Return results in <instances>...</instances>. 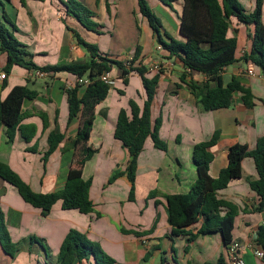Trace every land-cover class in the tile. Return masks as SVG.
<instances>
[{
    "label": "crops",
    "instance_id": "1",
    "mask_svg": "<svg viewBox=\"0 0 264 264\" xmlns=\"http://www.w3.org/2000/svg\"><path fill=\"white\" fill-rule=\"evenodd\" d=\"M61 1L67 0H29L25 6L20 0L9 3L0 0V17L4 9L2 2L17 28L14 35L25 45L31 55L29 59L39 67L89 61L91 55L78 42L80 38L96 45L101 54L124 62L127 68L146 67L149 79L159 76L151 120L154 124L158 118L162 119L160 138L167 143L168 150L157 149L150 138L146 141L138 158L135 200L129 199L132 185L126 175L109 184L112 177L126 171L130 160L128 150L115 139L119 113L122 109L130 110L131 100L143 109L147 99L140 74L131 72L129 84L125 85L123 71L115 67L109 74V95L96 107V120L88 142L95 155L82 172L84 179H92L90 198L95 204L94 212L86 215L77 210H64L59 201L44 216L40 209L26 203L14 187L0 179V207L17 248L14 256H10L0 240V264H59L61 246L72 230L99 245L119 264H161L162 255L167 259L166 264H214L221 256L226 259L223 233L199 237L185 254L187 237L173 240L170 237L164 195L187 194L191 190L198 179L194 146L211 140L216 132L220 138L211 150L214 154L210 165L212 178H218L227 167L233 145H247L253 150L258 139L264 136V73L244 60L251 51L255 27L232 20L229 36L237 37V61L222 73L225 85L233 79L240 82L250 93L251 103L246 104L243 94L237 92L230 108L205 112L189 84H201L207 77L191 72L185 82L181 81L185 72L183 65L160 48L157 34L140 13L138 0H81L92 13L89 20L93 26L88 28ZM147 1L162 21V35L168 33L184 42L180 34L184 0H175L173 8L160 0H153V4ZM254 8L255 4L246 11ZM138 45L142 48L141 56L131 64ZM156 64L160 66L158 70L153 68ZM6 66L7 54L0 49V75H6L5 79L0 78V102L15 87H28L38 97L24 101L23 130L17 132L13 143L8 142L7 127L0 123V162L17 172L36 193L61 191L72 170L73 143L81 126L80 118L69 119L67 94L78 81L66 72H42V77L40 71L21 66H14L7 74ZM53 132L63 135L64 140L45 164L48 139ZM25 136L33 137L25 140ZM242 169V178L231 182L218 197L239 208L230 237L241 245L242 258L247 264H264V259L254 254L256 248H261L256 239L258 228L264 223V211L257 210L259 198L248 183L250 179H258L254 160L246 158ZM202 223L200 220L188 230L197 233ZM134 232L146 235L136 237ZM74 264H96V259L90 257Z\"/></svg>",
    "mask_w": 264,
    "mask_h": 264
},
{
    "label": "trees",
    "instance_id": "2",
    "mask_svg": "<svg viewBox=\"0 0 264 264\" xmlns=\"http://www.w3.org/2000/svg\"><path fill=\"white\" fill-rule=\"evenodd\" d=\"M10 2L11 0H5ZM23 6L29 0H20ZM45 2L46 0H32ZM163 4L173 8L175 0H160ZM69 12L74 13L85 27H92L90 22L92 13L87 7L77 0L61 1ZM264 0H256L253 11L248 12L238 0H184V11L181 17L180 34L185 41L174 39L168 33L162 35V21L152 10L147 0H138L140 13L145 17L158 37V44L165 49L170 57L176 58L183 65L185 72L181 81L185 82L191 72H198L207 77L201 84L194 82L189 86L193 90L198 105L205 112L228 109L232 106L233 96L240 92L246 104L251 103V95L237 80L233 79L224 84L222 73L225 68L233 65L236 60L237 37L229 36L231 22L236 19L239 23L255 27L252 48L246 53L244 60L252 62L264 73ZM3 15L0 17V49L7 54L5 71L9 74L14 66H21L27 70L40 72H66L76 77L77 81L87 78L90 85L81 89L77 85L67 90L69 103V119L80 118V130L74 140L75 157L70 176L63 190L42 194L32 190L21 176L10 166L0 162V179L14 187L23 200L36 209H40L44 216L50 214L53 206L61 201L64 210H77L82 214L94 212L95 204L90 198L92 179H84L83 168L95 155L88 142L91 137L93 124L96 120V107L103 102L111 90L110 84L102 81V76L110 74L117 67L123 71L124 84L128 85V76L137 72L147 93L143 109L131 100L130 110L122 109L119 113L115 130V139L120 141L128 150L130 160L124 173L115 175L109 180L113 184L120 176L126 175L132 185L130 201L135 200L136 175L138 158L144 150L146 141L150 138L154 146L162 151H167V143L160 138L162 119L158 118L154 124L151 120V109L159 83V76L152 79L146 77L148 69L144 66L127 68L124 62L111 59L100 53L96 45L88 44L78 38V42L85 46L91 55L89 61L73 62L66 65L37 66L29 57L25 45L14 35L16 26L10 19L5 4ZM248 12V13H247ZM12 26V30L8 27ZM168 41L165 40V38ZM142 53L141 46H137L131 64L136 62ZM125 95L123 91H119ZM38 97L36 91L28 87H15L5 100L0 102V123L7 127L8 142L13 143L18 131H22V107L25 100H34ZM44 117V115H43ZM33 136H25L31 140ZM220 134L216 132L211 140L198 143L194 146L193 158L198 173V179L187 194L164 195L166 201L167 221L171 227L170 237L185 236L187 246L185 254L190 251L191 244L199 237L223 233L226 237V248L230 245V232L233 228L239 208L230 202L218 197L220 191L228 188L231 182L242 178V164L246 158L254 160L258 179L248 181L250 188L259 198L257 210L264 211V136L258 139L255 149L250 150L247 145L235 144L229 149L228 165L223 169L218 178L210 175V165L214 160L212 148L219 141ZM64 136L51 133L48 139L49 149L45 153L44 163L57 150L63 142ZM156 204H160L159 201ZM203 220L197 233L188 228ZM136 237H143L144 233H133ZM0 240L5 252L14 256L17 251L8 232L4 213L0 207ZM256 244L264 251V224L257 231ZM175 252V249H174ZM96 259V264H119L115 259L106 254L99 245L93 244L78 231L72 230L64 240L60 254L59 264H74L75 262ZM146 257V259H148ZM167 259L162 255L161 264H166ZM214 264H227L221 256Z\"/></svg>",
    "mask_w": 264,
    "mask_h": 264
},
{
    "label": "built area",
    "instance_id": "3",
    "mask_svg": "<svg viewBox=\"0 0 264 264\" xmlns=\"http://www.w3.org/2000/svg\"><path fill=\"white\" fill-rule=\"evenodd\" d=\"M160 48H162V47L160 46ZM153 68L158 70L160 68V66L158 64H156V65H154ZM249 74H253V72L250 71ZM39 76L43 77L44 73L40 72ZM0 78L5 79L6 75L1 74ZM101 79H102V81H104L105 83H108V84H110V82H111L109 74L103 75ZM78 85H80L81 89L85 91V89L90 85V81L87 78H83V79H80L78 81ZM226 251H227L226 252L227 264H247L245 262V260L242 258V247L238 242L232 241L230 243V245L228 246ZM254 254L258 258L264 259V251L261 248H256V250H254Z\"/></svg>",
    "mask_w": 264,
    "mask_h": 264
},
{
    "label": "rangeland",
    "instance_id": "4",
    "mask_svg": "<svg viewBox=\"0 0 264 264\" xmlns=\"http://www.w3.org/2000/svg\"><path fill=\"white\" fill-rule=\"evenodd\" d=\"M77 1L80 2V3H82L81 0H77ZM238 1L244 7L245 10L251 8V5H254L256 3V0H238ZM151 2L153 4V0H151ZM148 4L151 6V4H150L149 1H148ZM173 6H174V4H173Z\"/></svg>",
    "mask_w": 264,
    "mask_h": 264
},
{
    "label": "water",
    "instance_id": "5",
    "mask_svg": "<svg viewBox=\"0 0 264 264\" xmlns=\"http://www.w3.org/2000/svg\"><path fill=\"white\" fill-rule=\"evenodd\" d=\"M3 190H6V189H3Z\"/></svg>",
    "mask_w": 264,
    "mask_h": 264
}]
</instances>
